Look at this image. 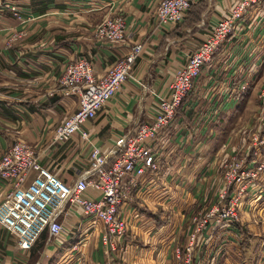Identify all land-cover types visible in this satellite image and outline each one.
<instances>
[{"label":"crops","instance_id":"crops-1","mask_svg":"<svg viewBox=\"0 0 264 264\" xmlns=\"http://www.w3.org/2000/svg\"><path fill=\"white\" fill-rule=\"evenodd\" d=\"M160 1L0 0V157L16 141H24L35 149L41 166L73 184L89 169L93 148L107 154L118 138L150 124L175 71L236 0H190L177 25L156 22ZM5 2L33 20L12 18L2 7ZM112 16L123 17L124 40L98 42L94 29ZM21 31L22 37L12 40ZM134 44L142 52L120 90L95 119L82 125L87 139L76 133L63 144L53 143L55 129L78 108L77 98L64 96L58 83L66 66L83 59L96 76H103ZM263 83L260 0L202 67L172 121L147 141L157 169L123 181L127 195L118 215L127 232L117 250L102 244L101 223L70 206L59 219L62 233L49 238L44 232L30 250H21L16 238L0 227V264H180L175 250L188 241L191 217L217 202L223 161L239 147L240 131L256 127L252 117ZM246 165L254 168L251 161ZM253 184L239 207V222L212 227L197 237L193 264H263L264 172ZM10 191L0 181V202ZM87 195L99 197L92 189Z\"/></svg>","mask_w":264,"mask_h":264},{"label":"built area","instance_id":"built-area-1","mask_svg":"<svg viewBox=\"0 0 264 264\" xmlns=\"http://www.w3.org/2000/svg\"><path fill=\"white\" fill-rule=\"evenodd\" d=\"M259 1L236 0L229 14L213 26L199 46L188 54L186 63L175 71L167 94L158 99L153 121L139 125L131 135L118 138L114 150L107 154L93 148L89 169L80 174L73 184H65L50 169L41 166L35 149L24 141H16L0 157V181L11 186V191L0 202V227L16 238L21 250H30L44 232L49 238L59 236L63 231L59 219L70 206L79 207L84 216L101 223L102 244L112 251L117 250L127 232L126 222L118 215L127 195L123 181L126 177L140 176L146 170L157 169L155 158L146 145L147 141L172 121L176 110L191 94L202 67L211 61L223 43L238 30L247 10L258 6ZM2 7L21 23L33 20L25 17L15 4L5 2ZM190 7V0H161L155 12V20L159 25H177L183 21ZM22 35V31L14 33L12 40H18ZM94 36L101 43L122 42L125 37L123 17L105 18L94 29ZM141 52L142 46L134 44L128 54L116 61L103 76H96L91 64L83 59L66 66L58 83L64 96L77 98L78 108L55 129L53 143L63 144L76 133H81V138L87 139V134L81 131L82 125L95 119L98 112L120 90ZM258 99L264 108V85L258 92ZM262 143L256 136L253 138L250 153L252 160L258 157V146ZM225 168L228 187L221 192L219 199H226L229 188L232 189L231 196L200 218L193 217L195 232L190 236L184 251H176V258L182 264H191L197 234L209 224L230 226L238 221L240 196L250 182L247 178H255L264 169V156L256 169H247L245 159L232 162ZM30 173H34V176L27 182ZM89 189L96 191L99 197L88 196Z\"/></svg>","mask_w":264,"mask_h":264},{"label":"rangeland","instance_id":"rangeland-1","mask_svg":"<svg viewBox=\"0 0 264 264\" xmlns=\"http://www.w3.org/2000/svg\"><path fill=\"white\" fill-rule=\"evenodd\" d=\"M264 85V83L260 86V88L258 89L257 93H256V101H257V108L255 110V113H254V117H252L253 119V123L254 125H256L255 129H253V131H246V130H242L240 131L239 135H240V140H239V147L236 149V148H232L233 150V154L228 156V158L226 160L223 161L222 165H221V172H222V188L218 190L217 192V202L215 204H213L212 206L208 207V208H205V209H202L200 211H198L197 213H195L191 219H190V223H191V230L188 234V241H189V238L190 236L195 232V228H196V224L193 222V217H198L200 218L202 215L206 214L210 209H212L213 207H215L216 205L220 204L221 202L222 203H225L227 201V199L231 196V193H232V189L229 188L227 190V196H226V199L224 201H221L219 198L220 194L222 191H224L228 186H227V180H226V171L227 169L225 168L226 165H229L230 163H237V162H240V161H243L245 159V166L247 168V165L246 163L248 164V161H251L254 165V168H247V169H256L258 166H259V162L262 160L263 155H261L260 153V147L262 145H264V142L262 143V145L258 146V151H259V154H258V157L256 158V160H252V156H251V144L253 142V138L256 136L259 141L261 140V135L264 134V108L261 106L260 102H259V99H258V92L259 90L261 89V87ZM263 141V140H262ZM250 154V155H249ZM249 155V157H247ZM260 156V159L258 160ZM247 157V158H246ZM262 172H264V169L261 170L260 172H258V174L256 175L255 178L251 179V178H247V181L249 180L250 182L248 184H246L245 186V189L243 190L242 192V195L240 196L241 199H240V202H239V205H238V221L240 220V216H239V207L243 201V198L245 197V194L247 192L248 189L252 188L254 186L253 184V181L255 179L258 178V175L261 174ZM236 222V223H237ZM235 224V223H234ZM216 226V225H215ZM213 224H209L204 230H202L201 232H199L197 234V237L199 235H203L204 231L208 230V229H211L212 227H215ZM219 226V225H217ZM187 241V243H188ZM187 243L185 244L184 247L182 248H177L175 250V255H176V251H184ZM196 247V243H195V246L194 248ZM194 248H193V252H194ZM193 252H192V260H191V264H193ZM180 261V264H182L181 260L178 259Z\"/></svg>","mask_w":264,"mask_h":264},{"label":"bare ground","instance_id":"bare-ground-1","mask_svg":"<svg viewBox=\"0 0 264 264\" xmlns=\"http://www.w3.org/2000/svg\"><path fill=\"white\" fill-rule=\"evenodd\" d=\"M81 135V134H80Z\"/></svg>","mask_w":264,"mask_h":264}]
</instances>
